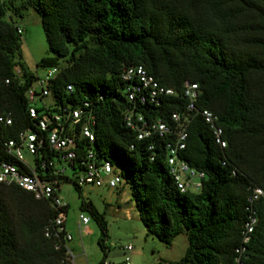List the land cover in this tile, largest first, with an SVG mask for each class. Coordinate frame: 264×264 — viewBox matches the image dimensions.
<instances>
[{
  "label": "trees",
  "instance_id": "trees-1",
  "mask_svg": "<svg viewBox=\"0 0 264 264\" xmlns=\"http://www.w3.org/2000/svg\"><path fill=\"white\" fill-rule=\"evenodd\" d=\"M28 7L40 16L52 54L37 66L58 67L47 86L54 102H88L85 110L95 117V139L77 140L75 161L91 150L120 169L147 234L170 244L186 233L185 254L170 264H264V0H0V115L11 118L10 125L0 122V159L8 158L3 143L37 122L26 91L38 76L21 61L22 29L13 20ZM136 64L174 92L137 104L146 119L173 127L170 114L185 107L183 83L198 84L197 111L179 152L206 174L196 193H181L173 183L164 161L169 135L137 139L125 125L124 111L132 103L120 75ZM202 109L217 116L224 147ZM73 186L80 209L99 227L104 258V216ZM256 187L262 194L249 201ZM55 215L49 202L31 192L0 187V264H63L64 248L56 250L43 234Z\"/></svg>",
  "mask_w": 264,
  "mask_h": 264
},
{
  "label": "built area",
  "instance_id": "built-area-1",
  "mask_svg": "<svg viewBox=\"0 0 264 264\" xmlns=\"http://www.w3.org/2000/svg\"><path fill=\"white\" fill-rule=\"evenodd\" d=\"M18 32H21L19 27ZM57 73L58 67L47 68L45 74L42 77L38 76L35 81L38 89L32 85L27 89L30 116L36 118L37 122L34 129H22L14 138L3 143L8 158L0 159V187L18 186L31 192L36 199L50 203L56 215L44 226L43 234L52 241L56 250L64 248V257L61 261L63 264H74V256L68 246L72 236L65 226L67 203L63 199L62 185L74 183L79 189L82 186H89L119 190L126 184L120 169L108 160L98 159L91 150L85 152V160L83 158L80 162L75 161L77 140L92 143L95 139L93 131L95 117L89 110H85L88 102L74 107L56 105L47 86ZM120 78L126 82L125 97L132 103V106L124 111L125 125L136 132L137 139L156 136L159 140L169 135L171 140L165 145L164 161L175 187L181 193L200 191L206 174L179 156V152L185 148L188 123L193 117V111H197L195 102L199 95L198 84L190 81L183 83L181 91L185 107L183 111H174L170 114V120L174 124L171 127L162 119H146L135 108L137 104L154 102L158 97L173 95L172 89L159 85L154 76L141 64L125 66ZM72 89L71 85L66 87L68 92ZM48 95L52 97L50 108L46 106L41 112L36 111L35 102L42 101ZM199 113L212 129L216 143L224 147L225 141L220 138L222 129L217 126V116L208 109H202ZM0 122L10 125L9 114L0 115ZM152 144L149 147H152ZM63 177H67L69 182ZM261 194L260 188H254L249 201ZM79 219L82 224L89 221V217L83 213L79 214ZM253 222L254 218H251L246 223L244 242L249 238L247 234L251 231ZM123 249L131 250L132 246L125 245ZM102 264H130V259L126 257L117 263L103 261Z\"/></svg>",
  "mask_w": 264,
  "mask_h": 264
},
{
  "label": "rangeland",
  "instance_id": "rangeland-1",
  "mask_svg": "<svg viewBox=\"0 0 264 264\" xmlns=\"http://www.w3.org/2000/svg\"><path fill=\"white\" fill-rule=\"evenodd\" d=\"M13 20L22 29L20 44L22 63L33 74L42 77L46 68L37 66V62L41 57L52 54L48 50L41 28L40 16L28 7L21 10L19 16H13ZM32 87L38 89L37 83L33 82ZM35 104L40 107L49 106L52 104V97L48 95ZM62 193L68 205L65 226L72 236L68 246L72 250L74 264H101L102 260L117 263L126 257L130 259V264H170L185 254L188 246L185 232L176 235L170 244L147 234L139 220L134 202L130 200L128 185L121 187V190L82 186L81 196L85 200H90L106 221L107 250L103 258V252L97 243L100 236L99 227L86 210L80 209L81 197L78 191L71 183H64ZM80 213L89 217L86 224L80 223ZM125 245H131L132 249L124 250Z\"/></svg>",
  "mask_w": 264,
  "mask_h": 264
},
{
  "label": "crops",
  "instance_id": "crops-1",
  "mask_svg": "<svg viewBox=\"0 0 264 264\" xmlns=\"http://www.w3.org/2000/svg\"><path fill=\"white\" fill-rule=\"evenodd\" d=\"M119 190H121V189H119ZM66 222V221H65Z\"/></svg>",
  "mask_w": 264,
  "mask_h": 264
}]
</instances>
